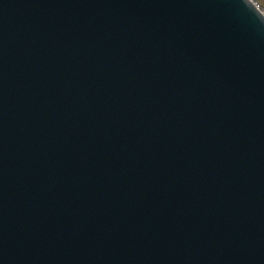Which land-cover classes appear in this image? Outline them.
I'll return each mask as SVG.
<instances>
[{"label":"water","instance_id":"1","mask_svg":"<svg viewBox=\"0 0 264 264\" xmlns=\"http://www.w3.org/2000/svg\"><path fill=\"white\" fill-rule=\"evenodd\" d=\"M0 264H264L248 0H0Z\"/></svg>","mask_w":264,"mask_h":264},{"label":"rangeland","instance_id":"2","mask_svg":"<svg viewBox=\"0 0 264 264\" xmlns=\"http://www.w3.org/2000/svg\"><path fill=\"white\" fill-rule=\"evenodd\" d=\"M262 3L264 4V0H262Z\"/></svg>","mask_w":264,"mask_h":264}]
</instances>
